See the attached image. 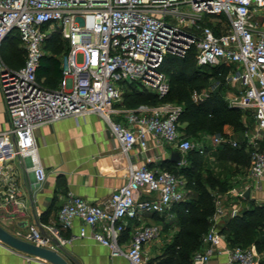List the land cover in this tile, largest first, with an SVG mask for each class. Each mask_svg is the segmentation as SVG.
Segmentation results:
<instances>
[{"label": "built area", "instance_id": "built-area-1", "mask_svg": "<svg viewBox=\"0 0 264 264\" xmlns=\"http://www.w3.org/2000/svg\"><path fill=\"white\" fill-rule=\"evenodd\" d=\"M58 28L69 49L62 59L59 86L49 88L38 81L37 69L47 39ZM15 30L25 44L26 56L18 69L0 58V89L10 121L9 129L0 132V177L7 162L29 158L36 184L41 186L47 173L37 155L36 132L47 124L88 114H99L108 122L127 156L137 147L147 150L153 138L188 154L195 146L181 135V105L117 106L128 88L153 92L163 99L170 90L169 77L162 70L166 57H184L194 50L199 66L233 67L224 78L239 84L241 92L229 100V106L253 114L258 124L251 141L249 173L255 188H262L264 150L255 140L264 134V0H0V48ZM78 54L83 56L81 64ZM208 97V92L192 94L195 102ZM120 114L124 121L113 120ZM211 139L216 145L229 142L220 135ZM230 143L238 146L235 141ZM140 193L155 197L142 199ZM187 197L181 176L130 163L128 181L112 193L105 206L69 192L58 212V225H43L46 236L31 226L18 237L54 249V239L66 242L61 230L81 219L85 223L82 237L88 235V226L92 229L88 237L113 254L126 255L131 264H148L144 246L161 236L160 227L136 229L124 250L120 244L124 220L143 213L168 214ZM224 213L217 199L213 218ZM222 242L220 230L211 226L192 264H210L215 254L226 258L227 264H260L253 247ZM4 244L0 240V246ZM32 260L49 264L36 256Z\"/></svg>", "mask_w": 264, "mask_h": 264}, {"label": "crops", "instance_id": "crops-1", "mask_svg": "<svg viewBox=\"0 0 264 264\" xmlns=\"http://www.w3.org/2000/svg\"><path fill=\"white\" fill-rule=\"evenodd\" d=\"M0 58H2L1 49ZM220 67L225 69L224 76L233 69L225 65ZM224 76L223 82L214 80L211 89L206 92L209 96L215 91L219 92L229 105V100L240 94L241 86L228 82ZM125 107L129 108L123 102L117 106L118 109ZM247 115L243 113L242 116L244 131L234 132L230 126H226L223 136L231 146L230 142L233 141L238 143L236 147L244 145L241 149L242 153L246 154L245 159L242 157L234 161L220 159L222 145H216L211 139L212 135L202 136L195 145L198 150L206 148V141L214 145L208 151L210 159L217 158V175L228 183L226 190L210 189L215 198V204L216 200L220 199L225 211L222 216L211 218V226L215 225L220 232L229 219L249 209L246 204L251 205L255 202L257 206H262L264 203V181L262 188L256 189L255 181L249 173L250 156L253 150L251 141L257 133L258 124L252 116L255 126L251 127L252 120ZM113 120L124 121L123 114L113 116ZM9 127L7 105L0 89V132L8 130ZM180 132L183 137H187L183 135L181 129ZM263 138L262 136L255 140L262 150L264 146L260 141ZM36 140L37 155L47 173L46 181L41 186L36 184V176L29 158H15L7 162L4 176L0 177V225L16 236L24 235L31 226H36L39 230L44 229L43 225L57 226L58 212L69 192L83 197L90 203L105 206L112 193L128 181L130 163L145 164L152 169L165 170L166 167L176 163L171 160V154L178 151L153 138L147 150L141 151L137 147L127 156L114 139L108 122L99 114L69 117L47 124L36 132ZM186 155L181 154V161L184 163H178L179 165H189ZM227 167L233 170L228 171ZM224 175L228 176L223 177ZM182 178L186 183L187 199H189L194 192L190 186H187L186 179ZM233 193H243V196ZM139 195L142 199L155 197V194L140 193ZM223 200H232V202ZM173 208L168 214L143 213L135 219L124 220L125 230L120 239L123 249L126 250L136 229L143 225H158L161 236L147 243L144 246V253L148 263L165 256L168 245L180 230L177 222L178 214ZM84 226L85 223L81 219H75L71 228L62 229L61 236L66 242H60L62 249L54 243V250H57L71 264H131L126 255H115L108 247L88 237L92 230L90 227L86 226L88 235L82 237L81 230ZM222 235V243L227 244L226 235ZM32 257L33 255L7 244L0 246V264H43L32 260ZM262 263L264 264V259ZM262 263L260 261V264ZM210 264H227V262L226 258L215 254Z\"/></svg>", "mask_w": 264, "mask_h": 264}, {"label": "trees", "instance_id": "trees-1", "mask_svg": "<svg viewBox=\"0 0 264 264\" xmlns=\"http://www.w3.org/2000/svg\"><path fill=\"white\" fill-rule=\"evenodd\" d=\"M9 37L2 43L1 55L8 66L18 69L24 65L26 54L21 48L13 49L19 42L13 40L10 43ZM65 44L67 46L68 43L56 33H53L46 42L37 69V79L49 88H56L62 79V59L58 57V53L64 50ZM162 70L170 80V90L163 99H159L153 92L128 88L124 94V105L136 107L140 104L160 102L179 104L182 106V112L178 117V123L183 135L198 140L205 135L224 136L226 126H230L234 132L245 130L242 110L230 107L219 92H213L201 102H195L192 98L196 90L211 89L216 78L223 82L225 69L199 66L194 50H191L184 57L168 55ZM221 145L220 159L234 161L246 155L241 149L244 145L242 147H233L228 143ZM186 159L189 165L173 163L165 170L184 177L194 194L186 201L174 205L173 210L178 214L180 230L168 245L165 256L151 260L148 264H192L193 255L202 248L203 237L211 227V218L216 210L215 198L210 189L219 188L222 191L228 188L227 180L216 175L213 169L204 167L205 160L200 150L194 148L189 151ZM263 228L264 205L258 208L250 207L243 214L229 219L222 226L221 232L226 235L230 245L255 244L259 251H263Z\"/></svg>", "mask_w": 264, "mask_h": 264}, {"label": "water", "instance_id": "water-1", "mask_svg": "<svg viewBox=\"0 0 264 264\" xmlns=\"http://www.w3.org/2000/svg\"><path fill=\"white\" fill-rule=\"evenodd\" d=\"M171 160L176 163H180L182 160L181 153L178 151H174L171 154ZM43 236H46L47 233L44 229H40ZM0 240L22 252L27 254L39 257L44 259L52 264H71L64 256H62L57 250L49 249L46 247L38 246L34 243H31L27 240H24L10 231L5 229L3 226L0 225ZM53 242L62 249L60 242L56 239Z\"/></svg>", "mask_w": 264, "mask_h": 264}, {"label": "rangeland", "instance_id": "rangeland-1", "mask_svg": "<svg viewBox=\"0 0 264 264\" xmlns=\"http://www.w3.org/2000/svg\"><path fill=\"white\" fill-rule=\"evenodd\" d=\"M206 17H209V16H206ZM210 17H213V16H210ZM214 18V17H213ZM56 33V35H58V36H60L61 38H62V36H61V28H58L57 29V31L55 32ZM12 35V36H11ZM11 35H9L10 37V39H9V42L11 43V41H13V40H16V41H18L19 43L18 44H15L14 45V47H13V49H15V48H21L22 50H24L25 51V54H26V48H25V44L24 43H22V41H21V39H20V36H19V34H18V31L17 30H15ZM52 36V35H51ZM50 36V37H51ZM49 37V38H50ZM48 38V39H49ZM47 39V40H48ZM8 40V39H7ZM62 40H63V38H62ZM8 42V43H9ZM47 42V41H46ZM7 43V44H8ZM45 45H46V43H45ZM45 45H44V47H43V50L45 51ZM64 47V50L61 52V53H58V57L59 58H63V57H65V55H66V51H68L67 50V47H68V49H69V44H67V46H66V44L63 46ZM77 62L79 63V64H81L82 62H83V56H82V54H78L77 55ZM177 67H178V65L176 66V69H177ZM215 79V78H214ZM213 79V80H214ZM216 81H217V78H216ZM199 94H203L204 92L206 93V89L205 90H196ZM207 91H208V89H207ZM121 102H123V100L121 101ZM248 117H250L251 118V120H252V125H251V127H254L255 126V122H254V120L252 119V116H253V114H248L247 115ZM263 137H264V134H263ZM191 141L193 142V144H194V146L195 145H197V143H198V139L197 138H193V139H191ZM262 141V142H261ZM261 141H260V143L262 144V146H264V138L263 139H261ZM205 144H206V148H204V149H202L203 150V158H204V160H205V166L204 167H207V168H210V169H213V172L217 175V158L215 159V160H211L210 159V155H209V153L210 152H208V151H210L211 150V147H213L214 145L212 144V143H210V142H208V141H206L205 142ZM206 149V150H205ZM228 171H232L233 170V168H226ZM222 173H224V172H222ZM225 174V173H224ZM229 175V174H228ZM228 175H224L223 177H227ZM223 201H226V202H229V203H231L232 202V200H223ZM263 205H264V203H262ZM247 205V207H251V208H253V207H255V206H257L256 205V203L254 202V204H246ZM245 207V206H244ZM258 207H260V206H257V208ZM263 233H264V228H263ZM262 238H264V236H262ZM252 246H253V249L255 250V252L257 253V256H258V258H259V260L261 261V263H262V260L264 259V247H263V251H259V249H258V247L255 245V244H251L250 246H248V248H252ZM245 247H247V246H245ZM263 264V263H262Z\"/></svg>", "mask_w": 264, "mask_h": 264}]
</instances>
